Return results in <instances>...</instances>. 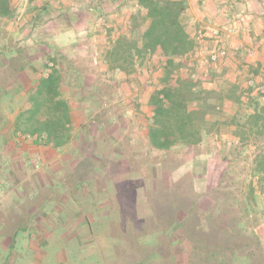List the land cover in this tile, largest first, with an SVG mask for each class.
<instances>
[{"label":"rangeland","instance_id":"obj_1","mask_svg":"<svg viewBox=\"0 0 264 264\" xmlns=\"http://www.w3.org/2000/svg\"><path fill=\"white\" fill-rule=\"evenodd\" d=\"M27 2L16 1L14 19L0 18V264H220L215 249L233 253L226 264H264V197L243 212L216 187L226 169L216 151L168 152L150 144L147 102L160 85L159 61L130 79L108 71L103 58L114 39L111 27L99 23L86 36L90 7L81 8L75 25L58 7L38 13L45 0ZM217 3L226 22L240 20L228 3ZM186 14L188 8V29L206 40L207 51L194 57L203 78L218 68L208 58L214 43L207 29L227 25L206 19L205 27L190 28ZM223 38L232 45L234 37ZM48 43L65 51L64 96L76 82L91 92L73 98L72 139L57 151L33 142L46 135L22 87L42 69ZM221 80L203 86L216 88ZM25 109L32 117L27 127L15 122ZM157 250L149 263L147 255Z\"/></svg>","mask_w":264,"mask_h":264},{"label":"trees","instance_id":"obj_2","mask_svg":"<svg viewBox=\"0 0 264 264\" xmlns=\"http://www.w3.org/2000/svg\"><path fill=\"white\" fill-rule=\"evenodd\" d=\"M132 1L138 9L127 27L129 33H121L112 39L103 63L108 71H121L126 79H130L151 61H159L158 67L162 69L158 78L160 85L154 86L147 102L150 144L168 152L206 147L212 153L216 151L226 167L217 183L218 191L230 196L233 204L243 212L255 210L264 197V89L262 82L254 79L261 65L241 61L239 67L253 74H246L242 79L226 78L225 71L217 69H212L202 78L196 73L198 68L194 57L204 48L206 40L203 42L198 32L192 34L185 24L187 0ZM49 9L50 2H45L38 13L43 14ZM87 10L89 14L95 13ZM17 14L16 0H0V18L14 19ZM74 15L68 13L72 19ZM95 17H89L87 21L88 37L95 33ZM48 46L50 50L42 69H35L34 78L22 87L27 91L28 111L40 119L46 135L44 138L38 135L33 142L57 151L72 139L73 98L77 94H81V98L89 97L91 92L84 94L86 87L76 82L69 88L70 97L64 96L67 94L63 88L65 60L62 57L65 51L53 43H48ZM25 67L23 65L22 68ZM220 77L222 80L216 88L203 86L205 80L215 81ZM250 80L255 82L250 84ZM72 92L76 95H71ZM24 111L26 109L20 113L23 119L15 122L27 127L31 125L29 119L32 117L26 118ZM210 114L212 118H209ZM224 130L229 136L223 133ZM5 139L2 145L8 146L9 139ZM18 232L14 234L12 246L18 243ZM158 252L149 253L147 261L151 263ZM211 254L220 264H226V258L233 255L219 249ZM243 256L249 259L248 254Z\"/></svg>","mask_w":264,"mask_h":264},{"label":"crops","instance_id":"obj_3","mask_svg":"<svg viewBox=\"0 0 264 264\" xmlns=\"http://www.w3.org/2000/svg\"><path fill=\"white\" fill-rule=\"evenodd\" d=\"M218 1L219 0H187L189 14H186V19H189L190 24H193V22L204 23V27L208 24V22L205 23L204 21L206 19L211 20L210 23L212 24L225 25L227 22L224 20L223 16H218L219 12L216 14V12L219 11L215 6L218 4ZM220 1L228 3V10L233 13V15L240 17V20L236 23L242 27V30L238 37L232 39V45L235 47L239 45V49L235 50V48H231L229 56L217 63L218 68L215 67V69L219 70V68H223V71L225 70L226 73V78L231 76L230 78L232 80H236L246 77V74L253 75L249 73L248 69L242 70L241 67H239L243 61L257 63L261 65V69L259 74L254 76V79L258 83L264 82V0ZM45 2H50L51 7H58L60 13L64 10L65 13H62L60 16L64 14L68 16V13L75 14L73 17L74 20L72 21L75 25L79 24L81 8L84 6L90 7V10L95 12L91 14V16H96V25L99 23L110 25L111 28L109 30L111 31L110 36L112 38H117L123 33V26L126 25L128 27L131 24L132 16L138 9L132 0H45ZM145 12L146 11L143 10V13ZM195 25L202 24H193L190 28H197L198 26L194 27ZM70 30H72V28L68 29V31ZM128 33L129 32H127V34ZM191 33L195 34L196 31L194 32L193 30ZM205 46L202 51L206 52ZM249 51L252 52L251 55ZM196 55H198V53ZM231 69L234 70V73L233 71L231 73L229 72Z\"/></svg>","mask_w":264,"mask_h":264},{"label":"built area","instance_id":"obj_4","mask_svg":"<svg viewBox=\"0 0 264 264\" xmlns=\"http://www.w3.org/2000/svg\"><path fill=\"white\" fill-rule=\"evenodd\" d=\"M225 25H227L224 29H220L219 27H211L210 29H207L209 32V35L213 39V47H211V50L209 51L208 57L209 60L217 63L219 61H222L223 59H226L229 56V52L231 48H235V50L239 49V45L235 47L234 45H229V41H225L223 36L224 34L227 36L229 34L230 36L236 38L239 36V28H237V23H231L227 22ZM249 54L251 55L252 52L249 51ZM255 81L250 80L249 83L253 84ZM262 86L264 89V82H262Z\"/></svg>","mask_w":264,"mask_h":264}]
</instances>
